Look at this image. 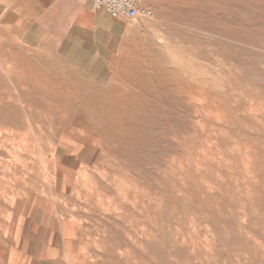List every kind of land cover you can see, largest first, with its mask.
<instances>
[{"label": "rangeland", "instance_id": "374dc122", "mask_svg": "<svg viewBox=\"0 0 264 264\" xmlns=\"http://www.w3.org/2000/svg\"><path fill=\"white\" fill-rule=\"evenodd\" d=\"M146 3L0 10V232L46 203L68 264H264V0Z\"/></svg>", "mask_w": 264, "mask_h": 264}, {"label": "crops", "instance_id": "0c3cea01", "mask_svg": "<svg viewBox=\"0 0 264 264\" xmlns=\"http://www.w3.org/2000/svg\"><path fill=\"white\" fill-rule=\"evenodd\" d=\"M29 13L48 10L74 30H89L96 16L85 0H0V10L12 7ZM38 17V15H36ZM48 204L29 205L16 213L7 232H0V264H68L72 249L69 224L48 210Z\"/></svg>", "mask_w": 264, "mask_h": 264}, {"label": "built area", "instance_id": "2783aa9c", "mask_svg": "<svg viewBox=\"0 0 264 264\" xmlns=\"http://www.w3.org/2000/svg\"><path fill=\"white\" fill-rule=\"evenodd\" d=\"M91 9L104 10L112 19L137 21L149 19L153 16V9L146 0H85Z\"/></svg>", "mask_w": 264, "mask_h": 264}]
</instances>
